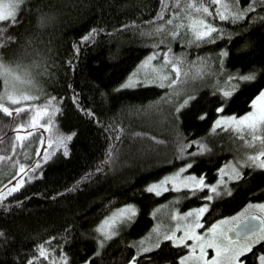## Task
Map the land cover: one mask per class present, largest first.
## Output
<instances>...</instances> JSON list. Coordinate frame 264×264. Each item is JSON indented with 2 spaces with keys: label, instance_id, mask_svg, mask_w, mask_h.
I'll list each match as a JSON object with an SVG mask.
<instances>
[{
  "label": "trees",
  "instance_id": "trees-1",
  "mask_svg": "<svg viewBox=\"0 0 264 264\" xmlns=\"http://www.w3.org/2000/svg\"><path fill=\"white\" fill-rule=\"evenodd\" d=\"M247 2L241 0V4ZM211 6L214 9V5ZM158 7L159 0H26L18 16L23 23L13 26L10 21L0 22V28L6 29L5 36L19 37L18 42L0 46L6 60L16 63L19 57L28 62L34 57L27 48H40L45 53L49 47L52 48L55 53L52 59L57 66L50 65V70L55 79L39 76V86L30 92L38 98L26 102L38 104L44 102L47 95H55V103L60 107L53 116L55 130L64 134L75 133L67 142L68 156L61 149L53 150L50 159L41 165L43 175L26 180L20 190L0 204V230L7 237L6 241L0 242V264H26L29 256H38L35 245L42 241L47 242V247L53 249L57 257L63 243L70 264H80L81 260L89 257L90 264H123L135 251L125 245L151 229L152 213L157 205L179 197L176 204L181 210L188 209L203 203V197L208 194L206 189L193 195H189L187 189H169L157 196L145 189L147 183L188 162L186 158H174L177 133L186 141L206 138L210 151L192 156L194 163L188 171L197 175L204 173L208 183L217 180L216 169L222 164L244 151L259 150V142L247 146L230 130H217L212 134L209 128L218 115H240L249 111V101L264 87V20L252 21L250 16L236 24L229 20L224 22V27L232 33L231 36L226 34L199 45L171 41L173 53H184L188 60L211 55L217 72L219 50L226 49L228 55L224 57V72L219 77L190 78L181 85L184 91L169 103L159 100L168 91L166 87L144 84L118 87L128 73L154 51L151 43L138 31L133 28L121 30L118 26L131 19L138 22L148 20ZM41 15L50 17L47 23L39 22ZM93 26L102 27L105 32L98 33L87 44H80V51L76 54L73 42ZM69 58L75 62V68L66 64ZM162 60V55L158 56L154 63ZM253 69L258 70L256 79L246 82L234 80L233 83H239L240 87L228 98H224L214 84L219 79V86H224L228 75H242ZM69 84L72 89H69ZM3 88L4 81L0 78V91ZM73 89L79 95V104L91 109L94 116L85 115L77 108L72 99ZM185 94L194 98L180 109L177 120L175 103L182 101ZM60 97L64 99L60 100ZM220 104H224V108L217 112ZM8 106L15 108L19 104L8 102ZM202 113H206L203 119L200 118ZM97 119L102 124H98ZM15 123H18L16 117L11 118L0 111V128L4 124L12 127ZM116 125H120V129ZM117 131H120L119 162L115 167H109L100 176L85 181L76 190L62 192L89 168L96 167L97 161L103 159L108 143L115 140ZM39 137V132H35L27 138L24 145L27 153L20 148L16 156L0 162V184H6L16 175L10 168L12 159L19 158L20 162L29 165L33 162ZM195 147L189 145L187 150L193 152ZM243 171L241 180L229 182L233 190L230 196L212 201L211 212L202 217L205 227L220 216H230L239 211L250 199L264 201V170L245 167ZM57 192L62 194L53 199ZM13 201L20 203L14 204ZM127 202L137 205L135 220L93 256L97 248L95 225L103 216ZM67 225L73 226L70 239L62 242L60 235ZM50 236L54 237L52 241H48ZM261 250L264 249L256 248L255 251ZM186 251L185 245L173 246L166 241L162 242L160 249L146 253L145 257L148 264H164V261L179 264L178 257ZM51 259L50 254L48 259L40 257L33 264H50ZM246 259L247 264H258L253 253L246 254Z\"/></svg>",
  "mask_w": 264,
  "mask_h": 264
},
{
  "label": "snow or ice",
  "instance_id": "snow-or-ice-1",
  "mask_svg": "<svg viewBox=\"0 0 264 264\" xmlns=\"http://www.w3.org/2000/svg\"><path fill=\"white\" fill-rule=\"evenodd\" d=\"M26 0H0V22L10 21L11 25L18 26L23 23L18 18L19 11L22 9ZM211 5H214V9ZM250 16L252 21L264 20V0H248L246 4H241V0H159V7L156 9L155 15L148 20L136 19L128 20L118 27L121 30L133 28L139 32V35L147 39L153 52L144 57L133 69L128 73L127 78L118 87H136L138 84L159 85L166 87L167 92L163 93L159 100H166L169 103L174 102V97L183 92L181 85L186 84L191 78H206L212 75L219 77L224 72L223 60L228 55L226 49H220L218 58L220 60L219 71L217 72L213 65L215 59L210 56L203 58H193L188 60L184 53L175 54L172 51L171 41L179 40L182 45H199L205 42H211L215 39L225 36H231L224 27V22L232 21L233 24L245 20ZM50 17L41 15L39 22L47 23ZM219 21V22H217ZM4 28H0V46H5L11 42H18V36H5ZM113 32L116 29H112ZM105 32L102 27H91L86 33L79 37L78 41H74L72 48L75 53L80 51V44H87L93 41L98 33ZM32 43L31 40L28 41ZM163 45V47H160ZM27 47V46H26ZM27 51L33 55V59L24 62L17 57V62L12 63L4 58V53L0 52V78L4 81V88L0 91V111L5 114H16V119L27 113V120H21L15 124V133L12 137L11 152L6 155L0 152V162L8 161L13 153L17 152V146L27 153L24 147L25 141L32 135L30 131H21L31 127L35 130V126L39 124L41 117H51L60 111V107L55 103L57 97L49 94L43 104H33L26 101L37 99L38 97L30 94L34 87L39 86V76H46L49 79H55V75L50 70L51 66H57V62L52 59L55 55L52 48L47 49V53L43 49L27 48ZM163 57L160 63H154L158 56ZM67 65L75 68V62L69 58ZM39 69V71H37ZM256 69L244 74H231L226 77L225 85L219 86V79L214 84L218 87V91L224 98H228L240 87L239 83H233L234 80L241 82L254 81L257 76ZM72 89V85H68ZM194 98V96L185 94L183 100L175 103V112ZM63 100V97L59 98ZM73 102L77 108L84 112L85 115L94 116L95 113L91 109H85L79 104V95L73 89ZM8 102L19 104L13 109L8 106ZM251 110L237 115L231 113L228 115H218L213 120L209 132L215 134L217 130H230L234 135L239 136L244 145L251 146L259 142V150L244 151L243 155H238L233 160L222 164L218 169V178L213 183L205 182V174L197 175L189 170L194 161L192 156L204 154L210 151L206 138L197 137L194 140H185L183 136L177 133L176 155L174 158H186L187 163H182L180 167L164 174L159 179L153 180L145 185L148 192L155 193L159 196L162 192L172 189H187L189 195L198 194L199 190L206 189L207 196L203 197L205 202L200 203L196 207L189 208L185 212H178L175 208L171 212V220L175 223L165 224L163 221H157L149 229L147 233L138 237L136 240H129L125 247L131 246L135 249L130 258L123 264H148L146 253L157 250L162 247V242L170 241L173 246L185 245V241L190 237L192 243L187 244L188 251L178 257L179 264H247L246 254L253 253L258 264H264V250L255 251L256 248L264 249V201L248 200L247 203L230 216H220L215 219L210 226L204 228L203 232L196 231L203 223L201 219L206 213L211 212L212 201L232 194L230 181H239L244 176L243 169L245 167L252 169L264 170V87L249 101ZM224 104L217 107V112H221ZM206 113L201 114V119ZM98 124H102L97 119ZM49 127V125H44ZM120 129V125H116ZM74 132L67 134L61 133L56 138L57 147H63L64 155L68 156L69 149L67 142L72 139ZM111 135V133H110ZM250 137V139L248 138ZM120 139V131L115 133V140L108 143L102 160L97 161L95 168H89L78 181L74 182L69 188L63 189L62 192L73 191L85 181H90L96 176H100L106 172L109 167H115L118 161V141ZM157 140L156 137H152ZM49 145L53 143L51 139ZM116 145V146H114ZM189 145H195V150L189 152ZM39 152V149H37ZM51 156V150L45 149L43 158H37L31 165L20 162L19 158L12 159L10 168L15 170V183H9L7 186L0 184V204H3L6 197L17 192L25 184L26 180L31 181L37 175H43L41 165L48 161ZM164 163H169L164 161ZM226 177V179H225ZM62 192L53 194V199L60 196ZM39 195V194H38ZM177 200L179 197L176 198ZM19 204L20 201H13ZM8 205H5L7 208ZM160 207V206H158ZM257 210L260 214H257ZM138 212L137 205L132 202L121 204L113 209L95 225L96 235V251L92 254L96 256L100 253L101 248L112 238L120 234L122 225H130L136 218ZM156 209H153L152 215L156 216ZM72 225H67L64 232L61 233L60 239L66 242L70 239L69 233ZM177 229H181L178 234ZM7 237L3 230H0V242L6 241ZM54 237H48V241H52ZM211 247L214 254L209 257L207 248ZM38 256H29L26 264H33V261L40 257L48 259L50 254L52 259L50 264H70V257L64 251L63 243L59 246V256L57 257L54 250L47 247V242H40L35 245ZM91 257L83 259L80 264H90ZM164 264H169L164 261Z\"/></svg>",
  "mask_w": 264,
  "mask_h": 264
},
{
  "label": "rangeland",
  "instance_id": "rangeland-1",
  "mask_svg": "<svg viewBox=\"0 0 264 264\" xmlns=\"http://www.w3.org/2000/svg\"><path fill=\"white\" fill-rule=\"evenodd\" d=\"M43 103L44 102H41V103H38V104H43ZM33 104H36V103H33ZM13 109H15V108H13ZM9 116L11 118H15L16 114H15V112H13V114L9 115ZM53 116L54 115H52L50 118L47 117V116L41 117L39 124H37L35 126V130H33L31 127H29L28 129H21V131H30V132H32V134L35 133V132H39V134H40L39 146L37 148V149H39V152L36 150L35 159L33 160L32 163H34L35 160L38 157L41 158V159L43 158L45 149H49V150H51V152L53 150H55V149H61V150L64 151L63 147H57L56 142H55L57 136L59 134H61V133L58 132L57 130H55V128H54ZM21 120H27V113H25V115L21 116L20 119H18V122H21ZM46 124L49 125V127H47V128L44 127V125H46ZM14 126L10 127V124H8L7 126H6V124H4L0 128V152L4 153L5 155L8 152H11L12 137L14 136V133L16 131ZM49 139H51L53 141V143L51 145H49V143H48ZM19 149H20V147L18 145L17 146V152L13 153V155L11 157L16 156L17 153L19 152ZM238 155H240V154H238ZM186 171H188V170H186ZM14 177H16V175ZM14 177L9 182H7L4 185L7 186L9 183H15ZM225 179H226V177H225ZM206 183H208V182H206ZM169 189L176 190V189H172L170 187L168 188V190ZM179 190H181V189H179ZM176 198L177 197H174L171 200H168L166 202H162L161 204L157 205V207H156V210H157L156 216L154 217L152 215L153 216V224L156 223L157 221H163V223H165V224L175 223L174 221L171 220L172 209L175 208L178 212H181V213L185 212V211H187L189 209L188 208V209H182L181 210L179 208V206L176 204V203H178L177 201H179V199L177 200ZM158 206H160V207H158ZM257 214H260L258 210H257ZM128 226L129 225H122L121 226V230L125 229ZM204 228H205L204 223H202L200 225V227L196 229V231L203 232ZM180 232H181V229H177V233L179 234ZM189 243H192V240H191L190 237L185 241V246L187 247V244H189ZM187 251H188V248H187ZM206 251L208 252L209 257H211V255L214 254V250L211 249V247L207 248Z\"/></svg>",
  "mask_w": 264,
  "mask_h": 264
},
{
  "label": "bare ground",
  "instance_id": "bare-ground-1",
  "mask_svg": "<svg viewBox=\"0 0 264 264\" xmlns=\"http://www.w3.org/2000/svg\"><path fill=\"white\" fill-rule=\"evenodd\" d=\"M264 198V197H263Z\"/></svg>",
  "mask_w": 264,
  "mask_h": 264
}]
</instances>
